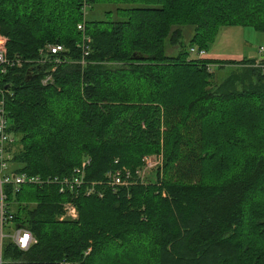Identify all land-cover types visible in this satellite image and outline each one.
<instances>
[{
  "label": "trees",
  "instance_id": "1",
  "mask_svg": "<svg viewBox=\"0 0 264 264\" xmlns=\"http://www.w3.org/2000/svg\"><path fill=\"white\" fill-rule=\"evenodd\" d=\"M85 7L108 19L85 20ZM233 26L264 31V0H0L8 58L21 61L0 80L15 171L63 178L90 161L76 198L6 187L11 226L37 243L5 240L4 264H264V61L190 59ZM185 27L191 46L167 55ZM54 45L66 59L44 86L36 62ZM161 151L162 176L107 185ZM68 201L79 218L60 221Z\"/></svg>",
  "mask_w": 264,
  "mask_h": 264
},
{
  "label": "built area",
  "instance_id": "2",
  "mask_svg": "<svg viewBox=\"0 0 264 264\" xmlns=\"http://www.w3.org/2000/svg\"><path fill=\"white\" fill-rule=\"evenodd\" d=\"M84 11L86 13V7ZM85 29V22L78 25V30L83 33L80 48L83 51V56L86 57L89 54L91 39L85 34ZM66 52L65 47L61 45L49 46L46 52H41V59L36 63L43 65L44 77L41 80L42 85L47 86L54 83V74L57 72L58 65L64 63ZM63 54L65 55L64 59L60 57ZM190 54H194L196 56L195 59H205L207 57L206 50L194 47L190 49ZM44 55L45 58L42 60ZM82 64H84V60ZM15 66H21V61L19 59L8 58L7 39L0 31V80L10 68ZM214 69V66L209 67L210 72ZM16 141V137L9 131V120L5 109L4 93L0 90V264H4L2 254L3 242L5 240H10L23 252L28 251L31 246L37 243L36 238L29 230L11 226L13 214H10L8 211L6 187L11 186L14 192H19L21 187L27 185L40 188L57 186L60 194L71 195L76 198L82 189L81 187L84 185L85 168L90 164V161L83 163L80 169L75 170V175L63 178L58 176L42 177L40 175L18 173L15 171L13 153H11V148L16 144ZM164 165L165 158L162 151L156 154L146 155L143 157L142 165L135 170L127 167L110 170L106 174V183L109 187L116 190L130 188L139 184L146 185L152 179L157 178L158 175L162 176ZM94 193V187H88L85 195L91 196ZM99 196L103 197L102 194ZM62 211L60 221L78 219L79 212L74 201L64 203Z\"/></svg>",
  "mask_w": 264,
  "mask_h": 264
},
{
  "label": "rangeland",
  "instance_id": "3",
  "mask_svg": "<svg viewBox=\"0 0 264 264\" xmlns=\"http://www.w3.org/2000/svg\"><path fill=\"white\" fill-rule=\"evenodd\" d=\"M110 7H105L102 10H109ZM100 7H96L95 11L87 8L85 20L93 18L108 19L104 15V11H100ZM194 34L193 27L183 28V36L180 39L178 47H173L168 40L166 42L167 55H177L180 50L179 45H184L187 48L191 46V38ZM196 48V47H194ZM261 51H263L261 53ZM194 54H190V59H195ZM206 59L211 60H256L257 63L264 61V31H258L255 28L244 26L223 27L220 29L216 39L207 51ZM226 71H219L218 76L223 77ZM217 74V72H216ZM63 212V211H62ZM79 218V215H78Z\"/></svg>",
  "mask_w": 264,
  "mask_h": 264
},
{
  "label": "water",
  "instance_id": "4",
  "mask_svg": "<svg viewBox=\"0 0 264 264\" xmlns=\"http://www.w3.org/2000/svg\"><path fill=\"white\" fill-rule=\"evenodd\" d=\"M42 68H43V67L40 65V66H38V67H37V70H38V71H41V70H42ZM29 74H31V76L29 75L31 78H34V77H35V76H32V74H33V72H32V71H31V72H29Z\"/></svg>",
  "mask_w": 264,
  "mask_h": 264
},
{
  "label": "flooded vegetation",
  "instance_id": "5",
  "mask_svg": "<svg viewBox=\"0 0 264 264\" xmlns=\"http://www.w3.org/2000/svg\"><path fill=\"white\" fill-rule=\"evenodd\" d=\"M33 74H35V73L33 72Z\"/></svg>",
  "mask_w": 264,
  "mask_h": 264
}]
</instances>
